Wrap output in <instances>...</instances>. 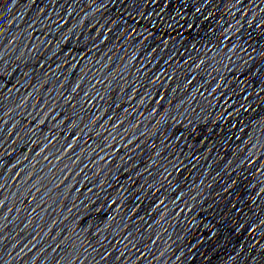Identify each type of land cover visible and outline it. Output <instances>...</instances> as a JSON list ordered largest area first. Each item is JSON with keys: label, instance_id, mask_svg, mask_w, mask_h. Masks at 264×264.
Wrapping results in <instances>:
<instances>
[{"label": "water", "instance_id": "obj_1", "mask_svg": "<svg viewBox=\"0 0 264 264\" xmlns=\"http://www.w3.org/2000/svg\"><path fill=\"white\" fill-rule=\"evenodd\" d=\"M0 264H264V0H0Z\"/></svg>", "mask_w": 264, "mask_h": 264}]
</instances>
